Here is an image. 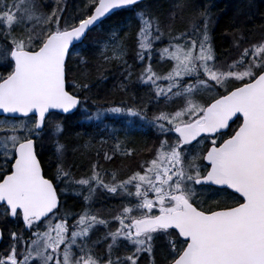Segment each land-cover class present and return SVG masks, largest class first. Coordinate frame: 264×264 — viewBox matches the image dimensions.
<instances>
[{
	"label": "snow or ice",
	"instance_id": "1",
	"mask_svg": "<svg viewBox=\"0 0 264 264\" xmlns=\"http://www.w3.org/2000/svg\"><path fill=\"white\" fill-rule=\"evenodd\" d=\"M91 3L90 15L62 25V8L45 12L36 0H0V34L8 41L0 47L7 72L0 74V216L25 226L10 231L0 264H138L145 253L156 264L160 240L166 264H264V40L243 48L231 63L219 62L207 14L191 32L170 34L157 48L165 33L144 0ZM116 10L131 12L137 23L140 82L174 107L151 119L143 109L107 112L139 117L163 138L154 157L126 179L112 174L106 182L98 165L75 179L63 164L58 122L50 130L58 164L48 178L37 142L48 133L53 110L73 113L82 103L77 92L88 87L72 84L69 90L76 42ZM108 44L122 59L118 32H111ZM157 55L171 64L166 74L153 68ZM105 115L85 112L89 121L103 122ZM98 189L127 198L111 221L92 210ZM68 194L82 197L81 212L62 203ZM99 226L104 236L93 241ZM98 245H106L102 253ZM120 248L129 254L117 255Z\"/></svg>",
	"mask_w": 264,
	"mask_h": 264
},
{
	"label": "trees",
	"instance_id": "2",
	"mask_svg": "<svg viewBox=\"0 0 264 264\" xmlns=\"http://www.w3.org/2000/svg\"><path fill=\"white\" fill-rule=\"evenodd\" d=\"M9 2L11 3L12 0H9ZM36 2L40 10L45 12H50L56 7L62 8V25L78 23L79 19L85 18L93 9L91 0H60L59 5H57V0H36ZM163 2L164 0H155L145 2V4L149 6L155 3L159 6ZM195 6L196 8L200 7L199 4ZM228 8L230 10L226 9L222 13L214 12L215 14L207 16H211V21L212 19L219 18V22L215 28L213 27L212 35L213 48L216 50V57L218 59L229 56L232 47H230L229 41L231 34H234L236 42H239L242 36L246 38V36L250 37L252 34H259L255 31V26H247V23H252L253 20L258 21L259 18L263 20L264 18V0H255L254 3L252 2L250 5L242 8L239 6L234 9L232 6H228ZM168 9L166 4L162 6L165 23L170 19ZM219 9L214 11H218ZM211 21L210 23H212ZM137 30L138 26L133 19V14L128 11H119L106 19L99 27L93 29L86 40L73 50L69 63V90H73L72 84H87L88 87L77 92L82 101L78 111L73 115L67 116L53 113L48 119V133L42 134L41 139L37 142L42 165L51 168L46 170L48 176L55 174L52 173V170L58 164L57 155L54 150L56 138L50 131L52 126L58 122L62 124L65 135V139H59L60 143L66 146L63 164L65 168L69 169L68 164L71 161L73 162L74 169L69 170L72 171L71 173L74 177H79L75 169L85 168L84 166L91 169L94 163L104 161L105 154H107L111 159H105L104 168H101L102 170L99 169L105 181L108 182V172H116L119 175L118 180L126 179L131 175L133 166L131 162L133 159H136L138 156H146L150 151L154 144V139L147 132L142 133L140 131L142 136L140 135L137 139L131 138L130 135L125 136L121 132V134L113 132L116 136L108 133L103 128V124L108 126L107 123H112L111 125L119 126L117 127L119 130L122 126H120L118 119L109 116L110 113H106L103 122L89 121L85 118V112L94 115L98 110L106 112L109 107L123 104L137 106L138 109L148 112L152 111V108L148 107V101L154 100L156 102V97L153 91L147 85L145 86V84L141 83L139 79L144 65L136 56L138 50ZM112 31L119 33V38L123 43L125 55L122 59L114 57L112 44H108L107 48H105V43L111 38ZM7 43L8 41L4 35L0 34V46L3 47ZM129 65L131 66L130 68ZM129 72H131L130 76ZM0 74H7L4 67L0 68ZM138 84L139 86H137ZM139 87L145 90H143L145 92L143 93L144 95H141L142 90ZM110 134H112V137L109 136ZM47 135L49 137L48 140L46 139ZM115 137L120 143H116V141V144L112 143V141H110V144L105 143V141H109ZM68 149H71L75 154L66 165L64 157L68 153L71 154ZM116 149H119V153H116ZM143 158L142 162H145ZM86 170L88 169L86 168ZM110 197H115V195L103 189H98L92 203V209L95 212L102 211L103 205L101 204V200ZM63 198L64 200L71 201L82 200V197L72 194H68ZM0 226L3 233V242L0 245V254H2L7 250L10 243V231L23 230V226L20 220L13 221L9 217L5 218L3 216H0ZM142 261L140 264L145 263L143 258Z\"/></svg>",
	"mask_w": 264,
	"mask_h": 264
},
{
	"label": "rangeland",
	"instance_id": "3",
	"mask_svg": "<svg viewBox=\"0 0 264 264\" xmlns=\"http://www.w3.org/2000/svg\"><path fill=\"white\" fill-rule=\"evenodd\" d=\"M8 2H9V0H8ZM252 2L254 3L255 0H164V2L161 3L159 6L156 5L155 3H152L151 5H149V7L151 8L152 12L156 16L159 17L161 24H162V30L165 33L164 37L162 38V41L157 42L156 47L159 48V47L167 45V43L170 39V34L171 35H180L181 33L191 32L192 27H193V23H196V24H202L203 23L204 16L202 14H207V16H208V15L215 14L214 12L222 13L226 9H229L228 6H232L233 9L238 7V6L240 8H242V7L250 5ZM165 4L169 8L168 10H169V17H170V19L166 23L164 22L165 21L164 20V14L162 12V6ZM196 4H199L200 7L196 8V6H195ZM160 6H161V8H160ZM216 9H219V10L214 11ZM208 20H209V33H210L211 43H212V41H213V36H212L213 35V27L215 28L216 24L219 22L218 21L219 18L218 19H212V21H211V16H210V17H208ZM210 21L212 23H210ZM252 25L255 26L254 29L259 34H252L250 37L246 36V38L242 36L239 39V42H236L234 39L235 38L234 34H231L229 37L230 47L232 46L230 54H229V56H227V58H219V59L217 58V60L219 62L231 63L233 60L239 59L240 54L243 51V48L250 47L252 44H255L257 42L264 40V18H263V20L261 18H259L258 21L253 20L252 23L251 22L247 23V26H252ZM214 50H215V48H214ZM215 54L217 55L216 50H215ZM153 61H154L153 62L154 70L157 71L161 75H163L165 73V71L170 70V68H171V64L167 61L160 60L158 58V55L153 57ZM231 86L232 85H229V87H231ZM173 107L174 106L171 104V102H167V101L161 99V100H159V103L154 108L155 112H153V114L154 115L158 114L160 111H170V110H172ZM110 108H112V107H109L108 109H110ZM106 113H110V112L106 111ZM109 116L115 117V118H120V117H124L126 115L125 114L113 115L110 113ZM127 117H129V116H127ZM130 124H132V123H130ZM152 128L154 130L153 131L154 132V144L150 149V153L146 154V156H144V155L142 157L138 156L136 159H133V161L131 162L133 165L132 169H134L136 171H140L141 166L144 165L145 162L144 161L142 162L143 157H144L143 160H145V161L149 160L151 157H154L155 152H156L157 148L159 147L160 140L162 139V137H158V135H159L158 131L154 127H152ZM138 129L141 130L142 126H139ZM110 130L114 131L116 129L113 127H110ZM131 132H132L131 130H128L125 133L130 134ZM113 135L116 136V134H113ZM109 136L112 137V134H110ZM62 138L65 139L64 133L59 137V139H62ZM46 139L47 140L49 139L48 135H47ZM110 141H112V143H115V141H116V143H120L119 141H117L116 137L111 138L109 141H105V143L110 144L111 143ZM68 151H70L71 154L68 153L64 157V161H65L66 165H67L68 161H70V159L72 160V158H73L72 156L75 154L71 149H68ZM116 151H117L116 153H119V149H116ZM105 161L106 160L104 159V161H98V162L94 163L93 165H98L99 169H101V168H104ZM68 165H69V169H74L73 168L74 164L72 161ZM84 167L85 168H82L79 170L75 169L76 174L79 176V177L73 176L75 179L86 177L87 174L88 175L91 174L93 166L91 167V169H90V167H86V166H84ZM56 168L57 167H55L54 169L56 170ZM86 168L88 170H86ZM108 173H109V175H108L109 178L107 181L111 180L112 174H116L117 179L119 178V175L116 172L115 173L108 172ZM76 202L81 204V206L83 205V202H81V201H76ZM73 207L77 208L78 205H75L73 203ZM98 213H100V212H96V214H98ZM101 234H102L101 233V226H99L98 230L95 231L94 234H92L91 239L93 241L97 240V239L102 237ZM166 252H167V249L164 247V241L163 240L157 241V245H156V249H155V253H154V259H155L156 264H166V262H165ZM142 258L145 262L144 264H152L153 258L149 257L147 253L143 254V256L141 257V260L138 262V264H140V262H143Z\"/></svg>",
	"mask_w": 264,
	"mask_h": 264
},
{
	"label": "flooded vegetation",
	"instance_id": "4",
	"mask_svg": "<svg viewBox=\"0 0 264 264\" xmlns=\"http://www.w3.org/2000/svg\"><path fill=\"white\" fill-rule=\"evenodd\" d=\"M153 96V95H152ZM123 105H128V104H123ZM133 110H136V111H138V107L137 106H134L133 108H132ZM153 111V110H152ZM148 112V111H146V110H143V114L144 115H146L149 119H151L152 117H153V112ZM152 115V116H151ZM150 116V117H149ZM122 119H124V120H129V121H132V123H134L135 121H137V120H143V119H141V118H139V117H132L131 119H129V118H120V120H122ZM238 123H239V121H236V123H233L232 125H231V128L230 129H228L227 131L230 133L231 131H232V129H235L236 127H237V125H238ZM147 134H149V135H151L152 136V139H154V130H153V128H152V126H150L148 123H147ZM128 130H131L132 132L130 133V134H127L128 136L130 135L131 136V138H139V136L143 133H140V130H137V126L136 125H133V124H131V126H130V128H128L127 126H125V125H122V127H121V129H120V131H122V132H126V131H128ZM126 136V135H125ZM142 136V135H141ZM158 137H162L160 134L158 135ZM163 138V137H162ZM150 153V151L148 152V154ZM153 157H151L149 160H147V161H150L151 159H152ZM42 168H43V170H44V172L46 173V176L48 177V178H51V176H48L47 175V172H46V170H48V169H51V168H49V167H47V166H42ZM136 170H134V169H131V174L133 173V172H135ZM56 172V170L55 169H53L52 170V173H55ZM71 202V200H63L62 199V203H64V205H65V207L67 208V209H69V210H71V211H73V205H72V203H70ZM82 202H83V205L82 206H84V201L82 200ZM127 202V198L126 197H124L123 195H115V197H110V198H104L103 200H101V204L103 205V209H102V211H100V213H98L97 215L100 217V218H103V219H108V220H112V217L113 216H115L116 214H118L121 210H122V206H123V204L124 203H126ZM13 221H17V219H15V218H13L12 219ZM20 222H21V224H22V226H23V229H24V224H23V222H22V220H20ZM116 226H118L117 224H116V222H114L113 221V223H112V229L114 230V228L116 227ZM101 235H102V237L104 236V233H105V229H104V227L103 226H101ZM104 247H106V245L104 246ZM104 247H102V246H97V249H96V251L97 252H103L104 251ZM129 249H125V248H120L119 249V251L116 253L117 255H120V256H124V255H127V254H129Z\"/></svg>",
	"mask_w": 264,
	"mask_h": 264
},
{
	"label": "bare ground",
	"instance_id": "5",
	"mask_svg": "<svg viewBox=\"0 0 264 264\" xmlns=\"http://www.w3.org/2000/svg\"><path fill=\"white\" fill-rule=\"evenodd\" d=\"M45 6V5H44ZM167 17H168V12H167ZM137 86H139V84L137 85ZM140 88V87H139ZM140 90H142L141 88H140ZM144 90V89H143ZM142 90V93H141V95H144L143 93H145L144 91ZM158 104V102L156 101H154V100H152V101H148V107H151L152 108V110H154V108L156 107V105ZM125 118H128V117H125ZM129 122V120H124V125L125 126H127L128 128H130V126H131V124L130 123H128ZM133 125H136L137 126V130H139L138 129V127L139 126H142V129L140 130V131H142V132H146L147 131V122L145 121V120H143L142 121V123H140V124H133ZM117 127H119V126H115V128H117ZM122 127V126H121ZM121 129V128H120ZM117 130L118 131H120L118 128H117ZM122 134H124V135H127L125 132H122V131H120ZM120 133V134H121ZM70 203H72V205H73V203L75 204V205H78V207L77 208H74L73 207V211L72 212H75V213H79V212H81L82 211V208H83V206H81V204H79V203H77L76 202V200H72Z\"/></svg>",
	"mask_w": 264,
	"mask_h": 264
},
{
	"label": "water",
	"instance_id": "6",
	"mask_svg": "<svg viewBox=\"0 0 264 264\" xmlns=\"http://www.w3.org/2000/svg\"><path fill=\"white\" fill-rule=\"evenodd\" d=\"M144 1H150V0H144ZM93 11H94V8L91 10L90 14H91ZM117 11H120V10H116V12H117ZM90 14H89V15H90ZM109 16H111V15H109ZM109 16H108V17H109ZM108 17H106V18H108ZM106 18H103L102 21L99 22L96 26H98L100 23H102ZM96 26H92V27L90 28V30L87 31L86 36L83 38V41H84V39L88 36L89 32H90L93 28H95ZM77 44H80V42H76V45H77ZM79 107H80V106H79ZM79 107H78V109H79ZM78 109L74 110L73 113H70V114H64V113H61V112H59L58 110H53V112H57V113L62 114V115H72V114H74ZM0 232H2V231H1V228H0ZM2 240H3V239H0V244H1Z\"/></svg>",
	"mask_w": 264,
	"mask_h": 264
}]
</instances>
